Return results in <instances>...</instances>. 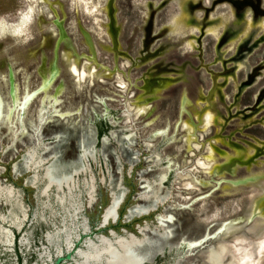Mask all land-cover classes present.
<instances>
[{
    "label": "rangeland",
    "instance_id": "rangeland-1",
    "mask_svg": "<svg viewBox=\"0 0 264 264\" xmlns=\"http://www.w3.org/2000/svg\"><path fill=\"white\" fill-rule=\"evenodd\" d=\"M263 206L264 0H0V264H264Z\"/></svg>",
    "mask_w": 264,
    "mask_h": 264
},
{
    "label": "bare ground",
    "instance_id": "bare-ground-1",
    "mask_svg": "<svg viewBox=\"0 0 264 264\" xmlns=\"http://www.w3.org/2000/svg\"><path fill=\"white\" fill-rule=\"evenodd\" d=\"M56 74L57 72L53 70L48 80L52 81ZM22 217H23L22 219H19L17 216L13 215L12 217H10L9 222L16 229H19L21 226V221L25 219V213L23 212H22ZM81 227L83 233L86 234L88 232V228L85 225V223H82ZM73 231H74L73 215L70 212V210L67 209L62 215V229L56 230L54 233L52 234L48 233L46 235V241L48 245L52 247V250L53 249L55 250L56 256L62 255L63 253L62 246L65 248L67 252L70 251V249L73 247L74 241L72 240L71 237ZM77 235L75 237L76 240H78L79 238V235L78 236ZM12 238H13V234L11 230L4 228L0 225V245L8 246V247L11 246ZM197 244H192L191 247H194ZM82 246H84L83 249H77L75 252L74 258L72 259L74 260V264H101L103 260L102 248L104 246H107L108 249L114 248L116 246V241L107 240V239L106 240L97 239V242L86 240L83 242ZM246 253L247 251L243 255V258L241 260H238V258L234 253L228 252L227 245L223 243H218L205 253V257H204L205 260L202 261L201 264H243L242 260L246 259L245 258ZM45 255H47V258L50 256L48 253H45Z\"/></svg>",
    "mask_w": 264,
    "mask_h": 264
},
{
    "label": "water",
    "instance_id": "water-1",
    "mask_svg": "<svg viewBox=\"0 0 264 264\" xmlns=\"http://www.w3.org/2000/svg\"><path fill=\"white\" fill-rule=\"evenodd\" d=\"M255 235L256 236L259 235V232L255 233ZM59 262H60V260L57 261V263H59ZM142 264H146V262H143Z\"/></svg>",
    "mask_w": 264,
    "mask_h": 264
},
{
    "label": "flooded vegetation",
    "instance_id": "flooded-vegetation-1",
    "mask_svg": "<svg viewBox=\"0 0 264 264\" xmlns=\"http://www.w3.org/2000/svg\"><path fill=\"white\" fill-rule=\"evenodd\" d=\"M196 2H197V0H196ZM186 3H187V2H186ZM186 3H185V4H186ZM184 7H185V6H184ZM184 7H183V8H184ZM152 83H153V84H152ZM149 84H150V85H154L155 82L151 81Z\"/></svg>",
    "mask_w": 264,
    "mask_h": 264
},
{
    "label": "trees",
    "instance_id": "trees-1",
    "mask_svg": "<svg viewBox=\"0 0 264 264\" xmlns=\"http://www.w3.org/2000/svg\"><path fill=\"white\" fill-rule=\"evenodd\" d=\"M100 134H101V131H100Z\"/></svg>",
    "mask_w": 264,
    "mask_h": 264
}]
</instances>
